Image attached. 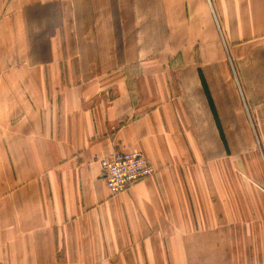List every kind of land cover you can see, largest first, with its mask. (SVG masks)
<instances>
[{
	"label": "crops",
	"instance_id": "obj_1",
	"mask_svg": "<svg viewBox=\"0 0 264 264\" xmlns=\"http://www.w3.org/2000/svg\"><path fill=\"white\" fill-rule=\"evenodd\" d=\"M0 264H264V0H0Z\"/></svg>",
	"mask_w": 264,
	"mask_h": 264
},
{
	"label": "built area",
	"instance_id": "obj_2",
	"mask_svg": "<svg viewBox=\"0 0 264 264\" xmlns=\"http://www.w3.org/2000/svg\"><path fill=\"white\" fill-rule=\"evenodd\" d=\"M109 191L117 194L148 177L153 168L139 151H120L97 158Z\"/></svg>",
	"mask_w": 264,
	"mask_h": 264
},
{
	"label": "rangeland",
	"instance_id": "obj_3",
	"mask_svg": "<svg viewBox=\"0 0 264 264\" xmlns=\"http://www.w3.org/2000/svg\"><path fill=\"white\" fill-rule=\"evenodd\" d=\"M36 16H39V15H36ZM38 22V21H37ZM39 23V22H38ZM38 23H36L35 25H34V27H33V29H31V33H32V36H34V39L35 38H39L40 37V35H41V33H43L44 34V36H42L41 35V39H38V41H40L41 40V43H43L44 45H42L41 47L43 48V47H46L47 46V40H48V37H47V33H49L50 32V25L49 24H47V26L44 28V27H42L41 25H40V23H39V25H38ZM36 26H39V28H40V30H37V27ZM39 33H40V35H39ZM46 50V49H45ZM182 63H176V65L178 66V67H180V66H182L181 65ZM178 75H179V77L181 78V81H182V83H181V85L179 86V87H177V88H181V90H184V85L185 86H192V78L191 77H189L186 73H185V71H184V69H178ZM183 76H184V78H183ZM220 91H222V92H220ZM219 92L220 93H214V96H215V98H216V104H217V106H219L220 108H222V109H224V108H226V106L231 102V93H230V90H227V88H224V87H222L221 88V90H220ZM181 92V91H180ZM216 92V91H215ZM193 94V93H192ZM185 97H188V95H185V94H183ZM191 97V100H193V105H192V107H193V109H194V111H196V114H195V116H199L200 118H201V120H203L202 121V123H201V128L202 129H204L206 132H205V140H206V142L208 143V153L209 152H211V153H213L214 154V139H213V137H212V134H211V132H210V127L208 126V124L206 123V121H205V119H204V114H203V112H202V108H201V105H200V101L198 100V97H194L193 95H191L190 96ZM194 101H196V104H194ZM201 129V130H202ZM224 129L226 130V132H227V135H230L229 134V131H230V129H231V127L229 126V125H226V124H224ZM231 140H232V142L233 141H235V140H237V138H235V139H232L231 138ZM231 143H230V140H229V145H230ZM225 154V153H224ZM223 159H226V157H225V155L223 156ZM240 160H242V159H240ZM216 161V159L214 158V157H209L208 159H207V165L208 166H210V165H214V162ZM229 164V163H228ZM240 178L243 180V181H247L248 179H247V177L246 176H244L243 174H240Z\"/></svg>",
	"mask_w": 264,
	"mask_h": 264
}]
</instances>
